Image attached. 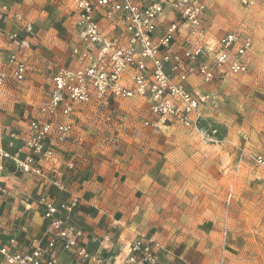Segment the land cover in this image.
<instances>
[{"label": "built area", "instance_id": "built-area-1", "mask_svg": "<svg viewBox=\"0 0 264 264\" xmlns=\"http://www.w3.org/2000/svg\"><path fill=\"white\" fill-rule=\"evenodd\" d=\"M64 1L71 19V65H56L52 88L37 114L27 120L25 129L10 130L4 140L0 139V173L12 163L24 173L43 174L40 162L54 159L56 148L73 140V117L82 106L111 113L120 99L144 105L151 115L142 121L146 129L176 123L211 140L210 133L216 130L202 125L206 120L202 108L208 95L194 91L189 79L197 76L204 86L228 75L245 73L253 46L250 35L228 31L214 42L209 40L203 27L205 0ZM256 1L240 0L245 6ZM7 15L21 23L26 34L19 38L17 32H12L8 39L17 43L18 49L26 47L33 33L32 22L0 2V26ZM162 21L165 25L159 30ZM9 61V73L0 70V87L9 78L16 83L26 78L27 64L20 51L13 52ZM238 155L239 162L245 159L261 171L264 181V152L239 147ZM66 166L73 169L74 162ZM53 184L63 189L61 179ZM78 202L76 195L58 202L42 197L47 240L33 239L26 250L15 249L14 238L0 243V264H56L59 255L68 251L82 261L100 264V258H95L82 242L81 229L67 223L66 217ZM102 240L108 242V235ZM126 254L128 264L138 259L144 264H157L153 244L142 238L132 241Z\"/></svg>", "mask_w": 264, "mask_h": 264}, {"label": "rangeland", "instance_id": "rangeland-1", "mask_svg": "<svg viewBox=\"0 0 264 264\" xmlns=\"http://www.w3.org/2000/svg\"><path fill=\"white\" fill-rule=\"evenodd\" d=\"M205 1L203 27L209 40L214 42L228 31L246 33L253 39L245 73L228 75L203 87L198 80L194 83L197 93L208 95L202 108L206 117L202 125L216 130L210 133L211 140L170 123L167 129L157 131L163 137V148L149 154L153 149L142 138L149 130L142 124L148 113L141 102L134 100H118L111 113L82 106L76 124L83 128L92 125L104 143L116 146L124 155L144 153L142 148H146L157 169L155 178L166 198L171 199L170 215L177 232L198 233L193 244L205 251H198L194 261L207 254L208 264H264L263 175L245 159L239 162L238 155L239 147L264 152V0L252 6L242 5L240 0ZM16 3L32 21L29 38L37 41L32 48L37 47L46 62L56 57L65 61L71 44L67 3ZM47 88L42 84L41 93ZM214 244L228 246L231 258L220 262L219 253L206 250Z\"/></svg>", "mask_w": 264, "mask_h": 264}, {"label": "crops", "instance_id": "crops-1", "mask_svg": "<svg viewBox=\"0 0 264 264\" xmlns=\"http://www.w3.org/2000/svg\"><path fill=\"white\" fill-rule=\"evenodd\" d=\"M0 2L11 11L23 8L16 0ZM12 32H17L19 38L26 35L22 24L7 15L0 26V70L9 73L12 67L10 55L20 51L27 72L23 82L16 83L9 78L0 87V139L3 140L10 130H24L27 120L37 114L52 88L51 75L56 65H71L69 52L65 61L56 57L46 62L38 48H32L37 44L35 38H29V44L18 49L17 43L8 39ZM197 80H200L197 76L189 79L194 91ZM42 84L48 87L46 93H41ZM73 118V140L58 146L54 159L40 162L43 174L24 173L12 163L0 173V243L14 238L15 249L26 250L32 246L33 239L47 240L42 197L58 202L76 195L79 202L66 217L67 223L81 229L82 242L95 258H100V264H128L127 246L137 238L153 244L157 264L171 261L175 264H208L207 254L193 260L198 251H205L193 244L197 231L192 235L177 232L170 215L171 199L166 198L162 184L155 178L157 169L153 167V158L146 154V148H142L144 153L133 150L137 155H124L116 146L104 143L92 125L78 126V113ZM167 128L168 125L155 131L145 130L142 138L147 141V147L153 149L148 151L149 154L163 148V137L157 131ZM69 161L74 162L73 169L67 168ZM57 179L62 180V190L53 184ZM104 235H108V242L102 240ZM206 250L219 253L222 263L231 258L225 244L210 245ZM56 264L97 263L82 261L68 251L59 255ZM134 264L144 263L138 259Z\"/></svg>", "mask_w": 264, "mask_h": 264}]
</instances>
